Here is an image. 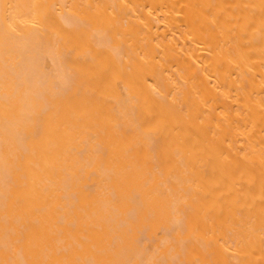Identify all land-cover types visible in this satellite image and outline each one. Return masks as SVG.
Instances as JSON below:
<instances>
[{"label":"bare ground","instance_id":"1","mask_svg":"<svg viewBox=\"0 0 264 264\" xmlns=\"http://www.w3.org/2000/svg\"><path fill=\"white\" fill-rule=\"evenodd\" d=\"M0 264H264V0H0Z\"/></svg>","mask_w":264,"mask_h":264}]
</instances>
